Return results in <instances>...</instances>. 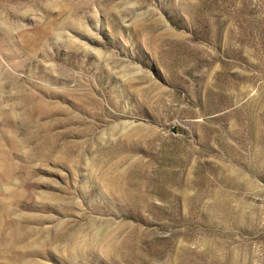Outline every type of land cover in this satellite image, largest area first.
<instances>
[{
	"label": "rangeland",
	"instance_id": "rangeland-1",
	"mask_svg": "<svg viewBox=\"0 0 264 264\" xmlns=\"http://www.w3.org/2000/svg\"><path fill=\"white\" fill-rule=\"evenodd\" d=\"M0 264H264V0H0Z\"/></svg>",
	"mask_w": 264,
	"mask_h": 264
}]
</instances>
